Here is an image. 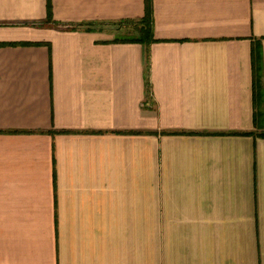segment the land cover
<instances>
[{
    "label": "crops",
    "instance_id": "1",
    "mask_svg": "<svg viewBox=\"0 0 264 264\" xmlns=\"http://www.w3.org/2000/svg\"><path fill=\"white\" fill-rule=\"evenodd\" d=\"M46 1L0 0V264H264V0H150L148 45Z\"/></svg>",
    "mask_w": 264,
    "mask_h": 264
},
{
    "label": "trees",
    "instance_id": "2",
    "mask_svg": "<svg viewBox=\"0 0 264 264\" xmlns=\"http://www.w3.org/2000/svg\"><path fill=\"white\" fill-rule=\"evenodd\" d=\"M150 0H144V15L138 20H124L119 23H133L135 26V32L133 34H128L120 37H116L115 41H130L135 43H140L142 45H148L150 42L155 41L152 35V20L150 15ZM50 4L49 0L46 1L47 16L44 20V24H57L55 20H52L50 14ZM30 43V42H23ZM14 44V43H13ZM264 135V133H262Z\"/></svg>",
    "mask_w": 264,
    "mask_h": 264
},
{
    "label": "rangeland",
    "instance_id": "3",
    "mask_svg": "<svg viewBox=\"0 0 264 264\" xmlns=\"http://www.w3.org/2000/svg\"><path fill=\"white\" fill-rule=\"evenodd\" d=\"M113 26L117 28L114 34L115 37L133 34L135 32L133 23H115Z\"/></svg>",
    "mask_w": 264,
    "mask_h": 264
}]
</instances>
